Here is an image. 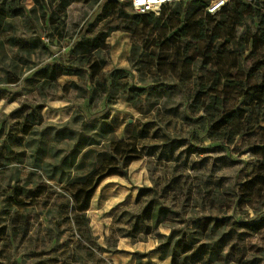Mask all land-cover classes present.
Instances as JSON below:
<instances>
[{
	"label": "rangeland",
	"instance_id": "obj_1",
	"mask_svg": "<svg viewBox=\"0 0 264 264\" xmlns=\"http://www.w3.org/2000/svg\"><path fill=\"white\" fill-rule=\"evenodd\" d=\"M35 1L12 0L21 8L19 15L0 10V264H171L172 245L166 251L160 249L163 235L173 229L178 232L175 239L181 238L195 221L200 222L201 229L203 223H210L209 231L199 234V229H194L193 235L200 241L192 245L191 252L182 254L177 249L175 264H264V224L261 222L257 231L246 227L264 217V187L255 193V201L236 204L240 187L255 168L256 155L251 147L242 145V139L228 145L208 138L197 119L201 114L187 118L190 112L186 99L171 88L175 74L159 70L158 76L155 62L150 64L146 56L141 57L156 49L164 27L152 22V14L135 13L129 0H70L64 12L59 10L58 0ZM195 1L182 0L185 5ZM210 1L199 0L202 6ZM119 7L123 8L120 15ZM168 18L172 20L171 29L174 9ZM100 33H107L106 48L95 59L105 61V72L123 69L128 72L129 86L149 91L140 97L139 105L133 106L124 98L106 104L102 98L88 108V91L93 88L91 72L87 65L72 66V49L77 39ZM11 37L24 41L40 37L47 49L39 46L23 53L10 44ZM132 46L138 48V54L130 60ZM169 46L171 59L182 44L173 49L172 41ZM59 60L71 64L73 70L56 81L43 82L40 71ZM155 79L168 90L162 96L152 89ZM120 90L126 93L128 88ZM35 105L44 106L40 128L69 122L79 129L80 123L71 120L75 113L89 121L107 114L118 138L128 140L135 135L133 141L141 143L139 147L145 145L141 152L146 156L129 165L127 177L106 178L92 197L86 213L91 241L104 251L84 249L89 244L81 241L67 223L62 189L39 177L40 171L33 167L35 151L15 141L21 139L24 113ZM48 140L51 154L52 148L67 149L70 145ZM176 178L180 180L174 184ZM39 184L47 185V195L42 198L50 202L42 204L41 198L26 210L13 209L9 217L5 214V203L14 187L25 185L33 190ZM147 188L152 190L147 192ZM141 189L143 196L137 201ZM54 191L62 197L57 200ZM54 198L59 203L50 213ZM156 199L170 208L164 223L155 229L139 223L136 230H130L131 216ZM24 211L26 236L17 237L14 232L21 228ZM202 242L223 247H216L197 261L198 256L192 253Z\"/></svg>",
	"mask_w": 264,
	"mask_h": 264
},
{
	"label": "trees",
	"instance_id": "obj_2",
	"mask_svg": "<svg viewBox=\"0 0 264 264\" xmlns=\"http://www.w3.org/2000/svg\"><path fill=\"white\" fill-rule=\"evenodd\" d=\"M212 1L214 0L205 3V6L199 0L186 5L180 1L163 8L158 16L152 14V22L162 25L165 32L158 34L156 49L142 52L141 57L146 56V61L150 64L155 62L154 69L158 76L159 70L175 74L176 82H173L171 88H176L186 99L190 112L187 118L189 115L201 114L197 119L201 121V127L208 138L228 145L242 139V145L251 147L256 155L255 168L251 177L240 187L236 204L251 203L257 199L255 193L264 187V0H228L219 10L210 13L207 8ZM69 2L70 0H58L59 10L64 12ZM173 9L174 27L170 29L172 20L168 18V14ZM0 10L13 16L19 15L21 8L13 5L12 0H4L0 3ZM120 13H123L121 7L118 15ZM1 20L2 16L0 25ZM106 37L107 33L83 37L73 45L72 66L87 65L91 72L93 88L88 91L87 106L90 108L97 99L102 98L106 104L111 99L124 98L127 103L137 106L141 102L140 97L149 91L145 87L129 86L128 72L123 69L105 72L102 70L105 61L102 58L95 59V55L106 48ZM9 41L23 53L39 46L47 49L40 37L31 41L11 37ZM172 41L173 49L180 44L182 47L176 48L174 57L170 59L172 48L169 45ZM178 49H181L180 55L177 54ZM137 52L138 48L132 46L130 60L134 59ZM72 66L60 60L47 65L40 71L42 81H56L58 77L73 70ZM153 83L152 89L158 95L162 96L163 91H168L164 90L163 82L158 79ZM73 86L78 87L76 84ZM123 87L128 88L126 93L120 90ZM240 100H244L245 104L240 105ZM30 108L32 110L25 112L23 116L21 139L15 141L23 148L32 147L35 151L36 164L33 167L40 171L39 177L62 189L60 193H63L65 199L67 223L80 235L81 241L89 244L84 249L98 250L99 246L91 241L89 218L86 215L92 197L106 178L127 177L129 165L146 156V152H141L145 145L139 147L141 143L133 141L135 135L128 140L118 138L107 114L89 121L82 114L75 113L71 120L80 123L79 129L72 128L69 122L40 128L44 106L35 105ZM20 110L23 112V108ZM48 138L54 143L67 141L70 143L69 148H52L51 154L47 149ZM179 180L176 178L172 181L175 184ZM151 190L145 189L147 192ZM45 191V184H39L33 190L27 189L25 185L14 187L5 203V214L9 217L12 216L13 209L26 210L28 206H33L35 201L47 195ZM142 191L143 189L139 190L137 201L143 196ZM54 193L57 200L62 197L58 192ZM28 199H31L30 204L26 203ZM57 200H52L50 213L53 212V206L57 207ZM43 201L50 202L51 199H43L42 204ZM169 212L170 208L161 200H150L138 215L131 216L133 219L130 230H136L139 223L147 229H155L164 223ZM58 214L61 215L60 211ZM22 218L21 228L14 227V235L17 237L26 236L28 220L25 211ZM261 222L264 224V217L246 227L257 231ZM209 225L210 223H203L201 229L200 222L195 221L193 227L178 239H175L178 232L172 229L168 235H163L165 241L160 244V249L166 251L172 245L171 264H175L174 253L177 249L180 248L182 254L191 252L192 245L200 241L194 237L193 230L199 229V234L206 233ZM213 229L215 226H212ZM7 232L5 230V234ZM12 241L13 238L10 242ZM216 247L221 249L223 245L216 243L210 247L202 242L192 255L198 256L197 261H202Z\"/></svg>",
	"mask_w": 264,
	"mask_h": 264
},
{
	"label": "built area",
	"instance_id": "obj_3",
	"mask_svg": "<svg viewBox=\"0 0 264 264\" xmlns=\"http://www.w3.org/2000/svg\"><path fill=\"white\" fill-rule=\"evenodd\" d=\"M182 0H129L132 10L137 14L151 13L158 16L163 8L175 5ZM228 0H214L207 10L214 13L227 3Z\"/></svg>",
	"mask_w": 264,
	"mask_h": 264
}]
</instances>
